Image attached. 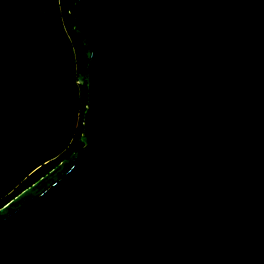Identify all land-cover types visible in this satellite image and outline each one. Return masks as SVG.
<instances>
[{
    "label": "water",
    "instance_id": "95a60500",
    "mask_svg": "<svg viewBox=\"0 0 264 264\" xmlns=\"http://www.w3.org/2000/svg\"><path fill=\"white\" fill-rule=\"evenodd\" d=\"M83 148L0 209V264H264V0H76Z\"/></svg>",
    "mask_w": 264,
    "mask_h": 264
},
{
    "label": "trees",
    "instance_id": "16d2710c",
    "mask_svg": "<svg viewBox=\"0 0 264 264\" xmlns=\"http://www.w3.org/2000/svg\"><path fill=\"white\" fill-rule=\"evenodd\" d=\"M76 0H0V209L83 148Z\"/></svg>",
    "mask_w": 264,
    "mask_h": 264
}]
</instances>
